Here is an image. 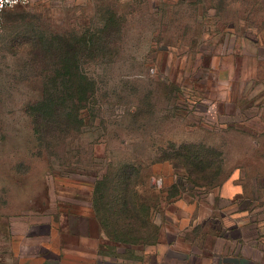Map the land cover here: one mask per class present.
Instances as JSON below:
<instances>
[{
  "label": "rangeland",
  "instance_id": "374dc122",
  "mask_svg": "<svg viewBox=\"0 0 264 264\" xmlns=\"http://www.w3.org/2000/svg\"><path fill=\"white\" fill-rule=\"evenodd\" d=\"M123 181L144 242L96 219ZM0 264H264V0L7 12Z\"/></svg>",
  "mask_w": 264,
  "mask_h": 264
},
{
  "label": "trees",
  "instance_id": "16d2710c",
  "mask_svg": "<svg viewBox=\"0 0 264 264\" xmlns=\"http://www.w3.org/2000/svg\"><path fill=\"white\" fill-rule=\"evenodd\" d=\"M128 180V179H127ZM128 182L108 194L105 203L96 209V219L102 229L111 228L117 234L130 238L133 243L144 242L150 237L148 222L138 213L134 200L128 194ZM113 240V239H112ZM114 242H120L117 239Z\"/></svg>",
  "mask_w": 264,
  "mask_h": 264
},
{
  "label": "built area",
  "instance_id": "2783aa9c",
  "mask_svg": "<svg viewBox=\"0 0 264 264\" xmlns=\"http://www.w3.org/2000/svg\"><path fill=\"white\" fill-rule=\"evenodd\" d=\"M32 0H0V38L4 31L5 15L16 7H24Z\"/></svg>",
  "mask_w": 264,
  "mask_h": 264
},
{
  "label": "crops",
  "instance_id": "0c3cea01",
  "mask_svg": "<svg viewBox=\"0 0 264 264\" xmlns=\"http://www.w3.org/2000/svg\"><path fill=\"white\" fill-rule=\"evenodd\" d=\"M88 213H89V215H88V216H89V217H90V216L92 217V214H93V213H92L91 209L89 210V212H88ZM86 217H87V216H86Z\"/></svg>",
  "mask_w": 264,
  "mask_h": 264
}]
</instances>
